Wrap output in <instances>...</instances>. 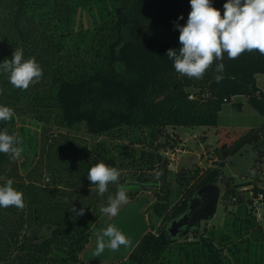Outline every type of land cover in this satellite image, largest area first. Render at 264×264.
<instances>
[{"label":"trees","instance_id":"1","mask_svg":"<svg viewBox=\"0 0 264 264\" xmlns=\"http://www.w3.org/2000/svg\"><path fill=\"white\" fill-rule=\"evenodd\" d=\"M89 1L0 0V62L11 59L15 48H22L25 59L35 57L43 69L40 82L23 91L14 88L6 74H0V104L15 113L11 121L0 122V130L6 128L18 138L15 117L30 116L39 124H49L54 116L62 127L72 130L85 125L89 135L101 139L91 149L88 143H75L67 137L60 145L50 141L27 175L21 173L17 160L0 153V176L13 179V187L24 194L25 201L23 210L0 208V264H85L83 255L93 237V218L103 215L100 206L107 204L108 196L115 195L118 187L110 184L107 193L98 195L87 179L90 167L98 162L120 170L122 186L129 174L138 183L149 182L145 172L155 177L162 188L152 209L157 217L167 214L166 226L157 233L148 232L127 261L109 264H161L180 238L193 237L185 243L199 244L200 230L192 229L175 239L169 227L188 213L190 200L206 185L222 183L225 210L233 205L243 213L242 218L228 219L232 227L241 218L244 231L264 235L252 208L253 197L264 196V188L252 180L237 184L223 171L243 147L253 145L258 156L252 171L258 173L264 165V125L232 147L225 145L216 166L201 173L191 189L182 190L183 202L172 208L170 163L152 152L142 151L136 157L133 149H127L118 164L115 147L109 145L111 139H128L132 148L147 147L146 141L151 139L150 148L159 152L161 147L155 144L158 133L178 127L217 128L223 106L235 97L247 98L251 107L264 116V92L257 85V76L264 75V55L245 52L230 60L225 54L223 79L219 82L214 79L215 63L202 79L181 76L167 51L180 47V33L174 22L186 23L191 11L189 0H125L113 19L99 28L90 51L77 48L75 57L67 55L66 31L71 18ZM226 2L212 0L221 15ZM181 15L182 20L178 19ZM192 94L194 98L189 100ZM134 133L147 138H136ZM171 139L168 151H175L181 139L172 135ZM197 176L186 179L178 173L177 179L183 187L185 181ZM247 187H252L251 191H242ZM127 194V204L140 200L138 193ZM73 206L84 208V214L73 215L69 210ZM201 239L210 264H226L215 244L205 237Z\"/></svg>","mask_w":264,"mask_h":264},{"label":"rangeland","instance_id":"2","mask_svg":"<svg viewBox=\"0 0 264 264\" xmlns=\"http://www.w3.org/2000/svg\"><path fill=\"white\" fill-rule=\"evenodd\" d=\"M125 0H91L84 7L79 8L72 16L71 22L67 28L66 50L67 55L75 57L77 48H83L90 51L91 47L96 44L92 39L96 40L99 34V28L105 22L113 19L114 12ZM134 1V0H131ZM97 36V37H96ZM90 57V56H89ZM257 85L264 92V75L257 76ZM18 139L21 141L19 146L23 147L24 151L18 163L21 165V173L27 175L39 162L40 151L43 147L51 143L56 145L62 144L67 137L75 143H88L91 149L92 145L100 141V138L92 137L88 134L85 125H79L74 129L62 127L56 123L54 116L51 117L49 124H39L30 116L15 117ZM264 125V116L254 110L248 103L245 97H235L230 103L225 104L218 117L217 128H185L178 127L176 129L167 128L162 133L157 134L155 144L161 147L159 152H155L150 148L151 139H147V147L135 146L132 148L129 140H110V147H115L113 154L118 158V164L122 160V155L128 149H133L136 157L142 151L160 155L166 159L171 171L168 182L172 196L170 207L180 204L184 200L181 197L182 190H188L198 182V177L210 167H215L220 157L225 153L223 147H232L244 135L249 134L253 129L257 130ZM170 135V136H169ZM171 135L180 138L178 147L175 151H168L171 148ZM136 138H147V135L134 133ZM168 137L169 141L167 140ZM50 143V145H51ZM155 146V145H154ZM181 151L183 153H179ZM258 156V149L253 145H247L238 152L224 168V174L227 178H233L237 184H247L253 182L260 188H264V165L253 173L252 166ZM262 173H260V172ZM149 182L141 183L129 174L127 182L123 186L126 192L137 194V198H148L150 201L142 210V213L147 219L148 232L157 233L162 227L167 224V214L163 217H157L152 206L157 203V193H161L162 184L155 177L145 172ZM188 179L190 176L198 175L195 179L185 181L184 186L179 183L177 174ZM121 179L119 180V182ZM220 189V201L218 204L217 213L213 220L202 222L200 227L201 235L199 244L189 245L185 242L193 237L180 238L178 244L172 246L165 254L161 264H210L207 249L204 247L202 237L213 242L215 247L220 250V257L223 258L226 264H264V235H259L255 232H246L243 230L241 218L242 212H237L232 205L225 206L222 202L225 187L222 183L218 185ZM242 191H251L252 188H245ZM133 203V202H131ZM127 204L121 205V209ZM233 211V212H231ZM261 223L264 228V204L261 207ZM235 221V226L232 227V222ZM255 218V214H253ZM115 219L107 215H99L93 218L92 236L86 251L94 246L102 235L109 221ZM255 220V219H254ZM232 227V228H231ZM226 239V240H224ZM233 249L229 251L227 246ZM225 247V249H223ZM86 264V263H85ZM95 264V263H91ZM109 264V263H100Z\"/></svg>","mask_w":264,"mask_h":264},{"label":"clouds","instance_id":"3","mask_svg":"<svg viewBox=\"0 0 264 264\" xmlns=\"http://www.w3.org/2000/svg\"><path fill=\"white\" fill-rule=\"evenodd\" d=\"M191 11L184 25L174 22V28L179 30L178 50L168 49L167 57L173 61V67L181 76L190 79H202L205 73L215 63L214 77L216 82L223 79L224 56L228 59H238L245 52L258 51L264 55V0H227L223 5V15L215 8L212 0H189ZM181 15L178 19H183ZM219 62V63H217ZM0 74H6L9 83L16 89L27 90L40 82L43 69L35 57L25 59L24 50L15 48L12 58L0 62ZM14 110L0 104V122H9L14 118ZM21 141L16 134H9L5 128L0 130V153L18 160L24 151L19 146ZM121 172L104 162L91 166L87 179L95 186L98 195L108 192L110 184H117L115 195H109L107 204L101 205L100 213L117 217L121 205L127 204L128 194L119 185ZM4 183L0 184V208L15 207L23 210L24 194L13 187L14 180L0 176ZM92 190V187H91ZM76 217L82 216L85 209H69ZM105 237L108 239L105 240ZM129 239L115 225H109L98 241L97 254L105 248L119 250L127 247Z\"/></svg>","mask_w":264,"mask_h":264},{"label":"water","instance_id":"4","mask_svg":"<svg viewBox=\"0 0 264 264\" xmlns=\"http://www.w3.org/2000/svg\"><path fill=\"white\" fill-rule=\"evenodd\" d=\"M220 195V189L215 184L201 187L196 197L190 200L188 213L169 227L171 237L176 239L192 229L200 230L202 222L213 220L217 213ZM149 201L148 198L143 197L137 202L125 205L118 216L109 221L106 226L107 228L109 225H115L119 228L129 239L127 247L121 245L119 250L105 248L102 253L97 254L99 238L95 241L94 246L83 255L84 263L100 264L127 261L148 233L147 219L142 210ZM107 239L105 237V240Z\"/></svg>","mask_w":264,"mask_h":264},{"label":"built area","instance_id":"5","mask_svg":"<svg viewBox=\"0 0 264 264\" xmlns=\"http://www.w3.org/2000/svg\"><path fill=\"white\" fill-rule=\"evenodd\" d=\"M193 94L189 97V100H193ZM179 153H183L181 151H178V154ZM248 188H252V187H248ZM242 190H246L245 188H243ZM251 196H253L251 194ZM253 205H252V208L254 210V213H255V216H256V219L258 222H261V218H262V215H261V207L263 206L264 204V196L263 194H259L257 197H253Z\"/></svg>","mask_w":264,"mask_h":264}]
</instances>
